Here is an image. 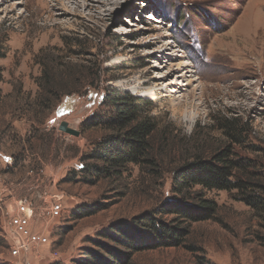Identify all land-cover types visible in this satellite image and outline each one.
Wrapping results in <instances>:
<instances>
[{
	"label": "rangeland",
	"instance_id": "1",
	"mask_svg": "<svg viewBox=\"0 0 264 264\" xmlns=\"http://www.w3.org/2000/svg\"><path fill=\"white\" fill-rule=\"evenodd\" d=\"M0 46V264H78L86 250L104 252L92 240L129 253L123 264H264V214L235 192L196 188L217 211L188 223L177 246L136 252L101 236L140 230L144 214L170 222L157 210L176 197L173 170L233 143L221 120H237L247 139L236 154L264 174V0H0ZM43 70L83 92L40 106ZM112 90L149 102L140 111L157 125L159 163L108 179L91 176V158L112 132L91 120L112 117ZM56 201L64 212L52 218ZM27 208L48 242L11 257L10 218Z\"/></svg>",
	"mask_w": 264,
	"mask_h": 264
},
{
	"label": "trees",
	"instance_id": "2",
	"mask_svg": "<svg viewBox=\"0 0 264 264\" xmlns=\"http://www.w3.org/2000/svg\"><path fill=\"white\" fill-rule=\"evenodd\" d=\"M1 51L0 46V58L4 56ZM1 73L0 69V83L3 81ZM67 80L57 79L49 71L43 70L37 83L40 88L37 102L40 106L46 107L52 102H58L64 95L83 92L82 83L78 85L74 79L67 83ZM104 101L110 106L112 117L106 123L103 120H91V123L92 126L104 124L103 128L112 133L95 147L91 159L96 162L91 166V176L119 178L130 164L157 165L158 157L154 153L157 125L151 118L143 117L140 111V107L149 102L132 96L129 92L122 93L117 90L106 94ZM218 128L232 139V144L215 150L210 156L199 153L173 170L172 192L176 197L157 210V214L173 215L170 222L144 214L137 218L142 227L140 230L131 224H119L114 226L116 232L105 230L101 232V236L119 245L128 246L136 252L180 245L189 233L188 223L209 220L217 211L214 201L195 191L198 187L207 191L235 192L237 199L258 214H264V174L256 169L254 159L239 157L235 151V144H242L247 139L244 130L237 120H221ZM75 214L83 215L79 210ZM92 241L104 252L98 249L86 250L78 264H123L129 256V253H122L117 247L97 240ZM133 241L136 243L132 244Z\"/></svg>",
	"mask_w": 264,
	"mask_h": 264
},
{
	"label": "built area",
	"instance_id": "3",
	"mask_svg": "<svg viewBox=\"0 0 264 264\" xmlns=\"http://www.w3.org/2000/svg\"><path fill=\"white\" fill-rule=\"evenodd\" d=\"M22 204L23 202L20 201ZM64 208L60 201H56L51 207V217H61ZM33 210L27 208L25 213L10 218L9 233L15 236V242L11 246V257L25 258L36 245L46 244L48 238L30 230V221Z\"/></svg>",
	"mask_w": 264,
	"mask_h": 264
},
{
	"label": "bare ground",
	"instance_id": "4",
	"mask_svg": "<svg viewBox=\"0 0 264 264\" xmlns=\"http://www.w3.org/2000/svg\"><path fill=\"white\" fill-rule=\"evenodd\" d=\"M187 67V65L185 64V63H181L180 65H179V67H177L178 68V70L179 71H183V73H179V75L178 76H180V78L181 79H185L188 75H187V72H190V71H185L184 69ZM177 70V71H178ZM170 84H172V83H170ZM191 83H190V81H188L187 83H184V82H182V83H180V85L181 86H188V85H190ZM150 95V93H143L142 94V96H149Z\"/></svg>",
	"mask_w": 264,
	"mask_h": 264
},
{
	"label": "water",
	"instance_id": "5",
	"mask_svg": "<svg viewBox=\"0 0 264 264\" xmlns=\"http://www.w3.org/2000/svg\"><path fill=\"white\" fill-rule=\"evenodd\" d=\"M59 129L62 131V132H65V133H68L70 135H74V136H79L80 135V131L72 128L69 126V123L66 122V121H63L60 126H59Z\"/></svg>",
	"mask_w": 264,
	"mask_h": 264
}]
</instances>
